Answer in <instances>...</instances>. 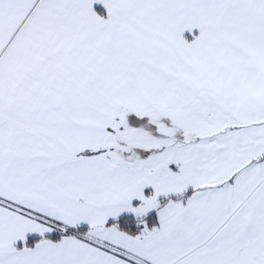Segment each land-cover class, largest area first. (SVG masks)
Masks as SVG:
<instances>
[{
  "label": "snow or ice",
  "instance_id": "1",
  "mask_svg": "<svg viewBox=\"0 0 264 264\" xmlns=\"http://www.w3.org/2000/svg\"><path fill=\"white\" fill-rule=\"evenodd\" d=\"M0 264H264V0H0Z\"/></svg>",
  "mask_w": 264,
  "mask_h": 264
}]
</instances>
